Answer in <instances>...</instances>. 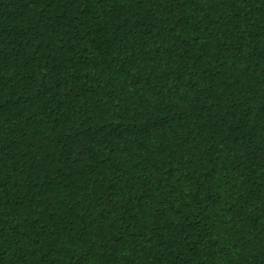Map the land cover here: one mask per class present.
Masks as SVG:
<instances>
[{"label": "trees", "instance_id": "1", "mask_svg": "<svg viewBox=\"0 0 264 264\" xmlns=\"http://www.w3.org/2000/svg\"><path fill=\"white\" fill-rule=\"evenodd\" d=\"M0 264H264V0H0Z\"/></svg>", "mask_w": 264, "mask_h": 264}]
</instances>
